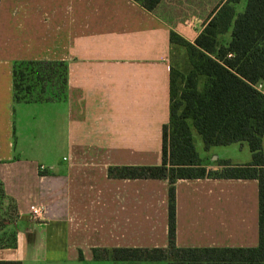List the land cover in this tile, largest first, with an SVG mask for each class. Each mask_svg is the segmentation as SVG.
I'll use <instances>...</instances> for the list:
<instances>
[{
  "label": "crops",
  "instance_id": "crops-1",
  "mask_svg": "<svg viewBox=\"0 0 264 264\" xmlns=\"http://www.w3.org/2000/svg\"><path fill=\"white\" fill-rule=\"evenodd\" d=\"M203 2L161 0L148 11L133 0H0V182L3 207L15 209V244L0 246V264H166L93 250L168 245V180L107 170L161 163L172 55L185 52L169 34L192 43L214 8ZM26 60L65 63L64 100H13L12 66ZM243 145L195 148L216 170L220 159L250 162L234 159ZM174 188L178 247L257 245L256 179Z\"/></svg>",
  "mask_w": 264,
  "mask_h": 264
},
{
  "label": "trees",
  "instance_id": "trees-1",
  "mask_svg": "<svg viewBox=\"0 0 264 264\" xmlns=\"http://www.w3.org/2000/svg\"><path fill=\"white\" fill-rule=\"evenodd\" d=\"M133 1L151 11L161 0ZM241 1L244 6L236 12L235 6ZM169 39L184 47L188 69L184 73L170 69L169 119L162 126L161 163L112 166L107 170L114 178L168 180V245L153 249L93 250L94 257L165 261L166 264H264V0H221L208 14L192 43L173 31ZM66 84L64 62L13 63L12 87L16 102L64 100ZM34 88H39V92L33 97ZM192 130L199 135L204 150L245 143L251 161L232 164L220 159L218 169L207 168L195 148ZM204 177L257 180L256 246L182 248L175 244L174 182ZM3 198L0 182V210H9L7 220L12 222L15 209L13 206L5 209ZM7 244H15L13 229L9 238L0 237V246Z\"/></svg>",
  "mask_w": 264,
  "mask_h": 264
},
{
  "label": "rangeland",
  "instance_id": "rangeland-1",
  "mask_svg": "<svg viewBox=\"0 0 264 264\" xmlns=\"http://www.w3.org/2000/svg\"><path fill=\"white\" fill-rule=\"evenodd\" d=\"M195 1L198 3V0H195ZM206 1L209 2L208 4L211 6V9H212L221 0H206ZM206 1L204 0L203 3H205ZM199 3H200V1H199ZM243 6H244V2L243 1H241L240 3H238L235 6L236 12L241 11L242 8H243ZM225 38L227 39L226 36H225ZM172 61H173L174 67L177 68V69H179L181 71H186L188 69V64H187V59H186V53L184 52V50L182 48H178V49H175L173 51ZM23 84L26 85V82L23 83ZM38 92H39V88H34L31 95L34 97L36 94H38ZM20 95H22V93H20ZM193 137H194V142H195L196 148L201 152L202 149H203V147H202V141H201L199 135L195 131H193ZM243 146H245V151L246 152L245 153L242 152L240 155L237 154L236 156H234V159L244 158L243 157L244 154H246V156L251 157V155H250V153H249V151L247 149V146L246 145H243ZM212 161L215 162L216 160L213 159ZM8 212H9V210L6 211V212L3 209L0 210V237H4V238H9V236L11 235V232H12L11 222H9L7 220L8 219L7 213ZM1 214H2V216H1ZM11 215H13V212L11 213ZM1 225H3V226H1Z\"/></svg>",
  "mask_w": 264,
  "mask_h": 264
},
{
  "label": "built area",
  "instance_id": "built-area-1",
  "mask_svg": "<svg viewBox=\"0 0 264 264\" xmlns=\"http://www.w3.org/2000/svg\"><path fill=\"white\" fill-rule=\"evenodd\" d=\"M64 159H65V158H64ZM44 168H45V167H44L43 165H40V166H39V169H40L41 171L44 170ZM32 214L37 216V215L39 214V210H38V209H33V210H32Z\"/></svg>",
  "mask_w": 264,
  "mask_h": 264
}]
</instances>
